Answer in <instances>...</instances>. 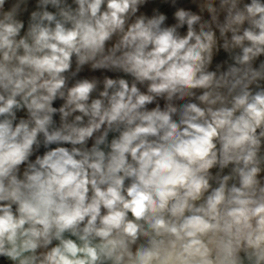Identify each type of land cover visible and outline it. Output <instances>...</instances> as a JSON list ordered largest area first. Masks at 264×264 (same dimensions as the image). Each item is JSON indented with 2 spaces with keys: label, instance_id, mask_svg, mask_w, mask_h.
<instances>
[{
  "label": "clouds",
  "instance_id": "9594fccd",
  "mask_svg": "<svg viewBox=\"0 0 264 264\" xmlns=\"http://www.w3.org/2000/svg\"><path fill=\"white\" fill-rule=\"evenodd\" d=\"M148 3L0 0V264H264V0Z\"/></svg>",
  "mask_w": 264,
  "mask_h": 264
},
{
  "label": "crops",
  "instance_id": "0c3cea01",
  "mask_svg": "<svg viewBox=\"0 0 264 264\" xmlns=\"http://www.w3.org/2000/svg\"><path fill=\"white\" fill-rule=\"evenodd\" d=\"M158 5H162V0H149L147 6L143 7L142 10L145 12V14H148V12L152 11L154 8H159ZM225 58H226L225 56L217 55L214 58V63L223 61ZM90 75L91 73L88 72L87 70L81 73V76H90Z\"/></svg>",
  "mask_w": 264,
  "mask_h": 264
},
{
  "label": "rangeland",
  "instance_id": "374dc122",
  "mask_svg": "<svg viewBox=\"0 0 264 264\" xmlns=\"http://www.w3.org/2000/svg\"><path fill=\"white\" fill-rule=\"evenodd\" d=\"M178 4L181 6H184L185 8H188L189 7V0H178ZM158 6H159L161 11H163L165 14L169 15L170 17L172 15V13L174 12V9L170 5H165L162 3V5H158ZM151 12L152 11L148 12V14H150ZM169 22H171V20ZM218 55L226 57V55L223 52H221Z\"/></svg>",
  "mask_w": 264,
  "mask_h": 264
}]
</instances>
